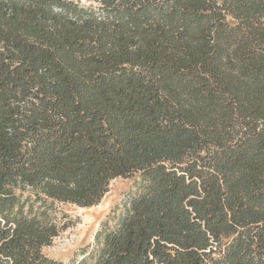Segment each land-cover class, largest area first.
Wrapping results in <instances>:
<instances>
[{
	"label": "trees",
	"instance_id": "16d2710c",
	"mask_svg": "<svg viewBox=\"0 0 264 264\" xmlns=\"http://www.w3.org/2000/svg\"><path fill=\"white\" fill-rule=\"evenodd\" d=\"M134 176L75 264H264V0H0V264Z\"/></svg>",
	"mask_w": 264,
	"mask_h": 264
},
{
	"label": "rangeland",
	"instance_id": "374dc122",
	"mask_svg": "<svg viewBox=\"0 0 264 264\" xmlns=\"http://www.w3.org/2000/svg\"><path fill=\"white\" fill-rule=\"evenodd\" d=\"M86 1V0H83ZM141 190L140 178L117 179L110 184L102 202L93 208L55 204L49 215L61 229L52 245L44 249L45 255L64 264H75L95 243L102 225L113 223L129 200Z\"/></svg>",
	"mask_w": 264,
	"mask_h": 264
}]
</instances>
